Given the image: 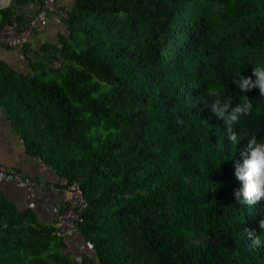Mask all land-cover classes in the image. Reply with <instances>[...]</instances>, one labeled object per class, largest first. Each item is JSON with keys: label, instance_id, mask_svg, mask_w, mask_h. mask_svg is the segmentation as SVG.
Here are the masks:
<instances>
[{"label": "trees", "instance_id": "16d2710c", "mask_svg": "<svg viewBox=\"0 0 264 264\" xmlns=\"http://www.w3.org/2000/svg\"><path fill=\"white\" fill-rule=\"evenodd\" d=\"M32 1L11 0L0 26ZM67 13L68 37L32 73L0 62V109L62 189L79 185L89 250L76 258L0 193V264H264V201L234 195L247 140L264 141V97L233 83L264 65V0H76ZM211 91L251 100L239 144Z\"/></svg>", "mask_w": 264, "mask_h": 264}, {"label": "crops", "instance_id": "0c3cea01", "mask_svg": "<svg viewBox=\"0 0 264 264\" xmlns=\"http://www.w3.org/2000/svg\"><path fill=\"white\" fill-rule=\"evenodd\" d=\"M11 0L9 1V3ZM55 4L70 11L76 0H54ZM8 3V5H9ZM7 5V6H8ZM6 6V7H7ZM41 10V0H34L21 6L16 13L26 22ZM69 31L64 20L47 13V22L32 31L26 44V51L0 47V62L19 74H30V62L42 58L48 44L57 45L61 38L68 37ZM0 163L20 170L35 180V185L24 186L13 183H0V193L19 211L31 209L37 222L52 226L61 200L62 184L51 169L39 158L26 152L21 137L13 129L3 110L0 109ZM68 252L89 250L76 232L65 240ZM92 253V252H91ZM92 256V255H91Z\"/></svg>", "mask_w": 264, "mask_h": 264}, {"label": "clouds", "instance_id": "9594fccd", "mask_svg": "<svg viewBox=\"0 0 264 264\" xmlns=\"http://www.w3.org/2000/svg\"><path fill=\"white\" fill-rule=\"evenodd\" d=\"M252 75L256 78L255 81L240 74L238 79L233 80V83L243 93L258 88L260 96L264 97V65L252 67ZM209 94L215 97L209 106L211 111L224 122L231 143L234 145L239 144L240 141L234 131V126L240 122L242 116L251 114L253 109L251 100L245 95L240 103L233 106L231 97L220 98L217 91H211ZM235 177L242 185L234 193L236 204L255 206L258 202L264 201V141L258 140L256 136H252L247 140L243 164L242 166H236ZM260 228L264 229V220H261ZM247 236L254 247L259 248L262 246L260 236H256L252 232L247 233Z\"/></svg>", "mask_w": 264, "mask_h": 264}, {"label": "built area", "instance_id": "2783aa9c", "mask_svg": "<svg viewBox=\"0 0 264 264\" xmlns=\"http://www.w3.org/2000/svg\"><path fill=\"white\" fill-rule=\"evenodd\" d=\"M47 13H52L60 20H66L67 11L55 4L54 0H41V10L26 22L14 21L0 26V47L22 50L27 44L32 31L47 22ZM0 183H13L24 186L35 185V180L20 170L0 163ZM87 207V201L82 196L79 185L73 183L64 187L61 200L52 224L53 233L61 238H67L77 232V225Z\"/></svg>", "mask_w": 264, "mask_h": 264}, {"label": "rangeland", "instance_id": "374dc122", "mask_svg": "<svg viewBox=\"0 0 264 264\" xmlns=\"http://www.w3.org/2000/svg\"><path fill=\"white\" fill-rule=\"evenodd\" d=\"M1 3H5V1L3 0ZM0 3V4H1ZM86 250H87V248H85ZM76 258H78L79 259V255H80V252H78V251H76V253L75 254H73Z\"/></svg>", "mask_w": 264, "mask_h": 264}, {"label": "bare ground", "instance_id": "6f19581e", "mask_svg": "<svg viewBox=\"0 0 264 264\" xmlns=\"http://www.w3.org/2000/svg\"><path fill=\"white\" fill-rule=\"evenodd\" d=\"M3 0H0V3L2 2ZM5 1V3H1L0 5H6L8 2H9V0H4Z\"/></svg>", "mask_w": 264, "mask_h": 264}, {"label": "water", "instance_id": "95a60500", "mask_svg": "<svg viewBox=\"0 0 264 264\" xmlns=\"http://www.w3.org/2000/svg\"><path fill=\"white\" fill-rule=\"evenodd\" d=\"M10 1V0H9ZM9 3V2H8ZM8 3L6 4V5H0V9H3V8H5L7 5H8Z\"/></svg>", "mask_w": 264, "mask_h": 264}]
</instances>
